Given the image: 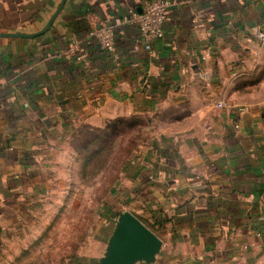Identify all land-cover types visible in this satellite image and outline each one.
<instances>
[{"label": "crops", "instance_id": "0c3cea01", "mask_svg": "<svg viewBox=\"0 0 264 264\" xmlns=\"http://www.w3.org/2000/svg\"><path fill=\"white\" fill-rule=\"evenodd\" d=\"M60 1L0 0V32L41 30ZM140 3L67 0L42 35L0 37V241L67 154L80 176L82 126L137 116L123 197L162 240L153 264H264V0H174L160 38L130 23L114 52L89 38Z\"/></svg>", "mask_w": 264, "mask_h": 264}, {"label": "rangeland", "instance_id": "374dc122", "mask_svg": "<svg viewBox=\"0 0 264 264\" xmlns=\"http://www.w3.org/2000/svg\"><path fill=\"white\" fill-rule=\"evenodd\" d=\"M140 128L135 123L134 127L115 124L98 147L84 151L80 176L76 175L78 163L67 154V169L52 171L48 192L36 198L33 220L21 225V237L12 241L10 235H3L10 240L0 241V264H96L115 214L127 209L124 169L143 141ZM86 136L85 132L74 145L82 144Z\"/></svg>", "mask_w": 264, "mask_h": 264}, {"label": "water", "instance_id": "95a60500", "mask_svg": "<svg viewBox=\"0 0 264 264\" xmlns=\"http://www.w3.org/2000/svg\"><path fill=\"white\" fill-rule=\"evenodd\" d=\"M67 0H61L47 24L34 33L0 32V37L31 38L48 31ZM162 248V240L133 213L120 212L97 264H153Z\"/></svg>", "mask_w": 264, "mask_h": 264}, {"label": "built area", "instance_id": "2783aa9c", "mask_svg": "<svg viewBox=\"0 0 264 264\" xmlns=\"http://www.w3.org/2000/svg\"><path fill=\"white\" fill-rule=\"evenodd\" d=\"M174 0H141L139 10H129L118 16L111 24L95 22L88 31L90 39L95 40L101 49L107 52L115 51V30L121 23L135 25L141 36L149 41L163 35L162 25L166 19L168 8ZM149 49V44H146ZM218 107H224V102H218Z\"/></svg>", "mask_w": 264, "mask_h": 264}, {"label": "trees", "instance_id": "16d2710c", "mask_svg": "<svg viewBox=\"0 0 264 264\" xmlns=\"http://www.w3.org/2000/svg\"><path fill=\"white\" fill-rule=\"evenodd\" d=\"M85 2H81L80 6H84ZM87 11H83L82 15L85 16L87 14ZM118 123H124L126 125H130L132 127H134V123L137 124L138 127H142L144 121H142V119H140L137 116H131V117H127V118H118L115 120L110 121L105 128H90L88 126H82L79 129V135H78V139L82 137V135L86 132L88 134V137L86 136L84 142L82 144H80L79 146H82L84 148V151L87 149H90L91 146H95L98 147V141H100V139H102L105 136H108L110 134V128L115 127V124ZM89 136H91V138H89ZM130 159V157L128 158V160ZM83 167V165H82ZM82 170V169H81ZM81 172V171H80ZM81 175V173H80ZM115 216H118V213L115 214ZM115 217V218H116ZM114 218V221H115Z\"/></svg>", "mask_w": 264, "mask_h": 264}]
</instances>
